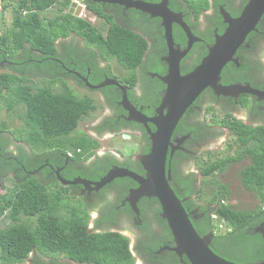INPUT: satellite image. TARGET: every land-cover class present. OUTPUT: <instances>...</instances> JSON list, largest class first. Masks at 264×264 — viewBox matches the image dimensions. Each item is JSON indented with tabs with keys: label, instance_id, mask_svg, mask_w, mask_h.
I'll return each mask as SVG.
<instances>
[{
	"label": "flooded vegetation",
	"instance_id": "obj_1",
	"mask_svg": "<svg viewBox=\"0 0 264 264\" xmlns=\"http://www.w3.org/2000/svg\"><path fill=\"white\" fill-rule=\"evenodd\" d=\"M120 1L121 3L71 0L69 9L72 3L81 6L83 12L80 18L96 26L104 36L110 26L109 19L112 18L114 23L146 39L149 47L143 63L137 68L136 82H133L130 71L118 65L114 58H104L105 54H101L94 46L87 45L77 34L73 33L67 39L59 40L56 44L60 58L51 60L57 61L60 68L51 65L42 69L43 72L39 68H30L28 75L56 81L55 90L63 86L61 81L54 80L59 76L70 87L74 84L77 90L86 91L85 95L79 97L90 96L101 103L102 106L84 118L77 128L81 132L80 136H88L98 147L93 149V155L84 162L73 160L75 155L66 157L61 154V163L59 157H54L51 161L45 159L43 164L34 170H27V173L41 180L45 179L46 185L59 183L67 189L64 191L68 197L74 203L79 202L89 213V233L118 232L128 237L130 250L136 259L135 264H178V257L181 264H188L173 251L176 245L172 232L168 234L170 228L167 222L161 216L159 201L155 198H140L137 203L139 213L134 210L129 199L140 187L137 181L129 177H118L104 186H96L117 168L128 169L145 177L143 159L151 152L152 133L157 131L156 122L167 113L162 109V103L169 89V83L164 79L170 75V49L162 18L149 14L142 6L158 5L163 0ZM249 2L250 0H208V8L202 10L197 18V11L202 8L204 0H168V9L178 15V19L184 21L195 39H198L187 50L189 42L186 32L180 23H173L175 49L185 53L180 59L181 76L193 72L215 44L217 36L224 34L228 25L223 13L237 19ZM134 3H139L141 7L133 6ZM261 22L263 24L259 28ZM261 22L240 47L235 61L231 62L233 64L227 67L231 64L229 63L221 73L220 84L237 87L236 92L233 95H222L216 94L213 88H207L178 122L171 139L173 148L167 163L168 169L174 166L178 174L175 177L171 175L170 184L173 188L181 180L179 184L184 186V182L190 181L192 191L198 192L201 189V163L210 159L208 155L211 151L219 152L215 148L218 138H222L223 142H229L232 138L231 130L221 125L225 119H235L252 127L264 126V18ZM91 60L94 61L93 67L90 65ZM10 65L9 61L4 60L0 63V70L7 69L5 72H10ZM112 81L117 84L91 88ZM240 88L247 92L239 91ZM125 95L138 112V115H133V119H130V112L122 103ZM94 117L96 118L90 126L84 125L91 123ZM24 150L29 158L28 162L36 164L33 152L30 149ZM11 174L16 181L25 177L18 171ZM69 176L72 178L69 179ZM60 177L67 181L80 180L86 184L64 185ZM204 205V202L198 203L190 211L194 220L204 217V213L200 212ZM32 220L36 223L35 218ZM262 224L264 222L260 225ZM31 256L37 264H45V260L48 264H94L80 263L64 255H44L39 251H34Z\"/></svg>",
	"mask_w": 264,
	"mask_h": 264
},
{
	"label": "trees",
	"instance_id": "obj_2",
	"mask_svg": "<svg viewBox=\"0 0 264 264\" xmlns=\"http://www.w3.org/2000/svg\"><path fill=\"white\" fill-rule=\"evenodd\" d=\"M207 1L204 0L202 8L198 9L197 18L208 8ZM3 2L4 10L11 12L12 19L11 25L7 24L0 31V63L9 61L11 71L0 73V103L7 94L8 116L13 124L18 120L24 127H20V123L14 126L0 121V185L13 171L25 177L19 184L15 183L13 189L5 185L0 188V219L10 221L9 226L0 228V264H24L34 251L49 256L64 255L80 263L135 264L128 237L118 232L89 233V213L83 206L67 202L68 194L64 191L67 189L59 183L46 185L45 179L27 173L43 164L45 159L51 161L59 157L61 163V154L68 157L72 152L73 160L83 162L93 155L98 144L88 136H74L73 132L84 118L98 110L97 101L90 96H76L59 76L54 80L63 84L60 92L55 90L56 81L41 77L26 80L24 75H28L30 68H39L42 72L51 65L60 68L57 61L51 60L60 58L56 43L75 33L87 45L105 54L104 58H114L118 65L131 72L133 82H136V71L148 51V42L114 23L112 18L104 36L96 26L69 13L71 0ZM54 8H57L55 14L49 16ZM19 52L20 57L13 58ZM90 65L94 66L93 60ZM18 104L24 106L22 111L17 108ZM221 125L231 130L232 138L228 148L223 152L211 151L210 159L201 163V189L192 191L190 181L184 182V186L179 184L181 180L172 188L188 213L198 203H206L200 209L204 213L202 219L190 218L202 237L213 235L210 247L216 254L235 263L263 262L264 236L255 229L264 222V126L252 127L235 119H225ZM18 143L32 150L36 164L28 162L25 147ZM14 145L15 152H9V146ZM245 159L250 162L240 171L242 186L259 200V205L249 210L237 209L230 202L233 197L230 186L217 178L231 165ZM171 169L174 177L178 175L174 166ZM208 187L211 192L207 191ZM5 189L8 190L3 192ZM32 218L36 223L31 221ZM215 223H224L226 231L219 232ZM170 232L168 229V234ZM183 259L190 264L185 256ZM45 264L48 261L45 260ZM178 264H181L179 257Z\"/></svg>",
	"mask_w": 264,
	"mask_h": 264
},
{
	"label": "water",
	"instance_id": "obj_3",
	"mask_svg": "<svg viewBox=\"0 0 264 264\" xmlns=\"http://www.w3.org/2000/svg\"><path fill=\"white\" fill-rule=\"evenodd\" d=\"M94 2H119V0H92ZM135 7H141L139 3H134ZM146 12L159 16L163 20L165 28V38L170 49V75L164 79L169 83V89L162 103V109L167 113L160 116L156 122L157 131L152 133L151 152L143 159V166L146 172L145 177H141L128 169H114L96 186L101 187L118 177H129L140 184L138 190L134 191L129 199L133 204L136 213H139L137 203L140 198H155L159 201L162 209V218L167 222L176 247L174 252L180 257H186L190 264H242L231 262L218 254L210 247L213 235L202 237L196 230L190 213L183 205V201L173 190L170 180L172 171L167 167L170 150L172 147V136L178 122L185 115L188 108L207 89L213 88L216 94L233 95L237 87H225L220 84L223 69L231 62L235 61V56L242 45L245 44L249 34L256 31L258 24L264 16V0H250L242 15L237 19H232L229 14H225V22L228 27L224 34L217 36L215 44L209 49L208 54L197 68L185 75L180 74V59L185 54L175 49L173 36V23H180L188 37V49L195 42L193 33L188 25L178 19L168 9V0H163L158 5L144 4ZM82 7L72 3L69 13L77 18L81 17ZM182 21V22H181ZM1 29V28H0ZM188 52V51H187ZM108 84H117L116 81L105 82L99 86H92L98 89ZM239 91H246L239 89ZM247 92V91H246ZM251 92V91H249ZM122 103L130 112V119L138 115L137 110L130 104L127 95ZM128 138V135L125 136ZM174 149L171 152V156ZM64 185L86 184L80 180L67 181L60 177ZM264 236V224L260 225L256 231ZM254 264H264L263 262Z\"/></svg>",
	"mask_w": 264,
	"mask_h": 264
},
{
	"label": "rangeland",
	"instance_id": "obj_4",
	"mask_svg": "<svg viewBox=\"0 0 264 264\" xmlns=\"http://www.w3.org/2000/svg\"><path fill=\"white\" fill-rule=\"evenodd\" d=\"M55 9L57 10V8H54L52 11H50L48 13V15L49 16H53V14H55ZM5 23L8 24V25H11V12L10 11H8V13L6 15L0 14V28H1L0 31L2 29H4L6 26H8V25H5ZM19 54H20V52L18 54H16L15 56H13V58L18 59L20 57ZM4 71H7V69L0 70V73H2ZM24 76H25V79L26 80H28L29 78H31L30 75H24ZM30 82H31V84H34L35 85V81L34 80H31L30 79ZM72 86L74 87V84L71 85V87ZM56 90L60 92V91H62V88L61 87L60 88H56ZM72 90H73L74 93H76V96H83V95H85L84 93L86 92L85 90H77L75 87L72 88ZM5 95H6V97L3 100V103H0V121H3L4 120V121H7L11 125L19 126V123L20 122L18 120L16 122L14 120V124H13L12 120L8 116V114H9L8 113V105H7V103H8V97H7V94H5ZM97 103H98L99 108H100L102 106L101 103H99L98 101H97ZM17 108L22 111L24 109V106H20L19 105ZM101 112L102 111H100L99 114H101ZM96 117H94V118L91 119V123H87V124H84L83 123V124L84 125H87V126H90L93 123V120ZM20 127H22V128L24 127L23 122L20 123ZM73 135L74 136H80L81 135V132L78 129H76L73 132ZM217 142L218 143H217V146L215 148L219 152H221V151L223 152V150H225V148H228L229 147V144H227L228 141L227 142L226 141L223 142L222 138H218V141ZM18 144L19 145H23L25 147V149H28V150L30 149L27 145H25L23 143H18ZM118 146H121V145H118ZM8 150H9V152H13L14 153L15 152V145L14 146H9ZM229 153L232 154L233 152L231 151ZM245 160L243 162L239 163V164H235V165L233 164V165H231L228 168V170L226 171V173L224 175H221V176L218 175L217 176L218 180H220L221 182H223L225 184H228L230 186L231 191L233 192V197L230 200V202L237 209H241V210L254 209V208H256L259 205V200L256 197V195L253 192L246 191L243 188L242 183H241V180H240V171L243 169V167L246 164H248V160H246V161ZM12 178H13V175L11 173H9V179H5V181H4V184L3 185H5L8 189L9 188L13 189L15 187V183H17V184L20 183V181H16V179H12ZM3 185L2 186L0 185V188L1 189H2ZM7 190L5 189L3 192H6ZM207 191L208 192H211L210 191V187H208ZM67 202L71 203L74 206L75 205H81V204H78L79 202L74 203L69 197L67 198ZM31 221L34 222V220H31ZM9 225H10V221L9 220L0 219V228H4V227L9 226ZM137 262H139V260ZM24 264H34V258H33V256H31L29 259H27V261Z\"/></svg>",
	"mask_w": 264,
	"mask_h": 264
},
{
	"label": "built area",
	"instance_id": "obj_5",
	"mask_svg": "<svg viewBox=\"0 0 264 264\" xmlns=\"http://www.w3.org/2000/svg\"><path fill=\"white\" fill-rule=\"evenodd\" d=\"M3 4H4L3 0H0V14L6 15L8 11L4 10ZM214 218H217V216L214 215ZM219 227L223 232L226 231V226L224 223L220 224Z\"/></svg>",
	"mask_w": 264,
	"mask_h": 264
},
{
	"label": "clouds",
	"instance_id": "obj_6",
	"mask_svg": "<svg viewBox=\"0 0 264 264\" xmlns=\"http://www.w3.org/2000/svg\"><path fill=\"white\" fill-rule=\"evenodd\" d=\"M11 19H12V17H11ZM68 155L71 156V155H73V153H72V152H69ZM246 160H248V164H249L250 160H249V159H246ZM246 165H247V164H246ZM243 168H244V167H243ZM225 173H226V172H225ZM215 224H217V226L220 225V224H218V223H215ZM219 230H220L222 233H224V232L220 229V227H219Z\"/></svg>",
	"mask_w": 264,
	"mask_h": 264
},
{
	"label": "bare ground",
	"instance_id": "obj_7",
	"mask_svg": "<svg viewBox=\"0 0 264 264\" xmlns=\"http://www.w3.org/2000/svg\"><path fill=\"white\" fill-rule=\"evenodd\" d=\"M162 210V209H161ZM218 229V228H217ZM256 230V229H255ZM219 232H220V230H219Z\"/></svg>",
	"mask_w": 264,
	"mask_h": 264
}]
</instances>
